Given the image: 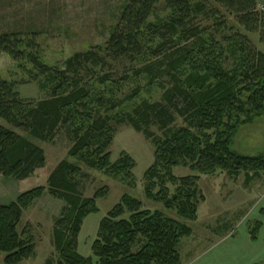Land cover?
<instances>
[{
    "label": "trees",
    "instance_id": "16d2710c",
    "mask_svg": "<svg viewBox=\"0 0 264 264\" xmlns=\"http://www.w3.org/2000/svg\"><path fill=\"white\" fill-rule=\"evenodd\" d=\"M162 1L169 7L168 18L151 21ZM212 1L234 13L248 31L258 30L264 38V14L256 9L257 0ZM203 9V3L197 0H126L118 23L103 48L98 49L115 56L130 55L144 47L146 35L153 30L169 27L178 31ZM215 24L217 29L227 27L223 17ZM180 34L177 41L190 36L196 39L190 46L182 47L184 51L179 56L162 62L157 69L146 62L147 82H138L123 99L117 98L121 82L142 75L143 69H136L134 75L123 74L119 81L108 74L83 81L78 76L82 68L89 66L90 70V63L105 61L99 51L77 52L59 70L39 57L35 34L26 37L21 33L0 34V51L19 63H30L32 67L26 69L29 78L43 77L46 82L41 83L42 87L47 90L49 85L51 89L45 100H26L16 90V82L0 76V117L42 140L51 139L57 128L64 126L73 141L67 156L77 160H61L47 179V192L64 203L53 224L57 257L55 262L48 259L45 264H183L181 241L193 234L187 221L198 219V205L205 200L198 187L199 174L221 170L237 175L242 171L249 182L252 172L264 170V153L244 155L232 148L239 128L264 114V53L238 31L225 35V43L212 33L206 34L208 37L197 36L196 27ZM147 50L155 54L153 46L148 45ZM228 56L234 59L231 68L224 64ZM154 87L164 89L167 104L145 98L131 112L124 111L126 100L138 96L142 90L151 92ZM174 100H181L183 105L173 103ZM170 105L184 117L185 124L165 129L173 119L167 107ZM118 106L120 109L113 113ZM156 120L165 129L161 137L150 130ZM112 122H128L152 138L154 161L143 175V191L148 200L161 204L163 209L144 208L140 199L124 193L100 220L91 245L93 256L86 257L78 250L82 224L89 214L99 211L97 201L109 189L104 186L91 197L83 196L77 190L78 178L84 174L81 165L102 171L125 185H135V159L123 151L117 160H111L109 147L116 133ZM45 162L43 148L0 124V175L22 180ZM176 166L187 167L197 174L177 176ZM45 191V186L32 187L14 201L0 204V253L5 254V264H20L36 256L35 241L31 235L24 236L27 227L20 232L19 225L24 211ZM261 226L259 220L248 222L246 228L252 240L258 239ZM231 227L225 222L220 229Z\"/></svg>",
    "mask_w": 264,
    "mask_h": 264
},
{
    "label": "rangeland",
    "instance_id": "374dc122",
    "mask_svg": "<svg viewBox=\"0 0 264 264\" xmlns=\"http://www.w3.org/2000/svg\"><path fill=\"white\" fill-rule=\"evenodd\" d=\"M197 1L203 3L204 9L197 12L191 21H187L183 27L177 28L178 31L171 30L169 27L153 30L146 35L144 47L130 55L115 56L98 49L100 46L103 48L106 44L115 24L119 21L126 0H0V34L21 33L25 37L35 34L39 44V57L59 70L64 69L66 60L77 52H85L90 49L99 51L105 61L99 64L90 63L92 66L90 70H87L89 66L85 69L82 68L81 74L78 76L82 77L83 81H90L105 74H108L112 80L119 81L123 74L134 75L136 69H143L142 75L133 76L121 82V88L117 91L118 99H123L131 94L139 84L138 82H147L148 79L144 76L146 62L154 64L157 69L162 62L167 63L179 56L184 51L182 47L191 45L192 41L196 39L195 36L177 41L178 37H181L182 30L196 27L199 29L197 36L202 37L212 33L222 43H225V35L231 31H238L248 36L251 45L256 50L264 53V38L261 37V32L258 30L248 31L238 21L235 14L222 4L212 0ZM169 14V7L162 1L150 20L158 22L159 18H168ZM222 17L226 21L227 27L217 29L215 23ZM186 33L188 34V32ZM208 36L206 35V37ZM176 42L179 44H175ZM148 45L153 46L152 51L155 54L147 50ZM233 62L232 56H228L224 63L225 67L231 68ZM30 67H32L30 63H19L0 51V76L8 81L16 82V90L23 99L39 101L49 98L51 95L50 86L46 85L49 88L47 90L42 87L41 83L46 82L43 77L38 80L30 79L26 72V69ZM164 79L166 80L168 77ZM163 93L164 89L156 87L151 92L142 90L138 96L124 102V111L131 112L145 98L151 102L162 100L164 104H167V101L163 99ZM174 102H177L179 106L183 105L181 100H174ZM120 107H116L112 112H117ZM167 107H169L173 119L165 129L184 125V117L176 107L172 105ZM0 124L28 137L43 148L46 156L45 165L36 169L25 179L17 180L0 175V204L14 201L21 192L32 187H46L45 193L35 200L22 216L19 231L21 232L27 227V233L24 236H32L35 241L36 256L24 260L20 264H45L48 259L55 262L57 256L53 244V224L55 218L61 213L64 202L47 192V179L61 160L67 158L71 162L77 161L67 156L73 141L64 126L57 128L51 139L42 140L31 136L22 129L13 127L1 117ZM112 124L116 133L109 147L111 160H117L123 151L135 159L136 166L133 169L136 178L135 185H125L102 171L81 165L84 174L78 178L77 190L83 196L91 197L97 189L104 186L109 189L108 194L97 201L99 211L89 214L82 224L78 250L86 257L93 256L91 245L97 236L100 220L119 202L124 193L140 199L144 208L163 209L161 204L148 200L143 191V175L154 161L152 138L144 132L135 130L128 122L121 124L112 122ZM160 125L159 120H156V123H151L150 130L154 136L161 137L165 132L164 127H160ZM233 139L232 148L239 153L253 156L263 154L264 114L243 124ZM174 173L177 176L197 174L183 166H176ZM250 175H252L251 180L247 182L246 175L242 171L237 175H230L221 170H217L213 174H199L198 187L205 200L198 205V219L187 221L193 228V234L181 241L180 252L183 263L197 257L207 246L223 235L229 237L238 230L241 232L242 228H246L248 222L257 221V217L262 215L259 210L264 207V170L257 174L252 172ZM171 188L174 189L173 186ZM172 213L169 215H173ZM225 222L227 225L232 224V227L223 233L224 229L220 228L224 227ZM4 256V253H0V264H5Z\"/></svg>",
    "mask_w": 264,
    "mask_h": 264
},
{
    "label": "crops",
    "instance_id": "0c3cea01",
    "mask_svg": "<svg viewBox=\"0 0 264 264\" xmlns=\"http://www.w3.org/2000/svg\"><path fill=\"white\" fill-rule=\"evenodd\" d=\"M261 214L257 217L262 223L257 240H252L247 229L242 228L233 236L223 235L197 257L183 264H264V209Z\"/></svg>",
    "mask_w": 264,
    "mask_h": 264
},
{
    "label": "built area",
    "instance_id": "2783aa9c",
    "mask_svg": "<svg viewBox=\"0 0 264 264\" xmlns=\"http://www.w3.org/2000/svg\"><path fill=\"white\" fill-rule=\"evenodd\" d=\"M256 9L264 14V0H257Z\"/></svg>",
    "mask_w": 264,
    "mask_h": 264
}]
</instances>
